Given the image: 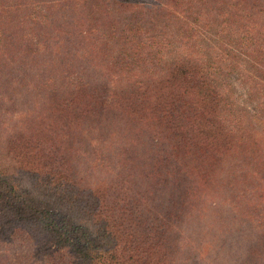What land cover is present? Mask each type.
<instances>
[{"label":"trees","instance_id":"1","mask_svg":"<svg viewBox=\"0 0 264 264\" xmlns=\"http://www.w3.org/2000/svg\"><path fill=\"white\" fill-rule=\"evenodd\" d=\"M147 1L0 0L1 57L21 42V65L51 74L38 121L0 145V264H198L187 228L223 162L263 180L264 149L227 116L238 65L198 36L257 52L264 0ZM111 49L123 63L102 77Z\"/></svg>","mask_w":264,"mask_h":264},{"label":"rangeland","instance_id":"2","mask_svg":"<svg viewBox=\"0 0 264 264\" xmlns=\"http://www.w3.org/2000/svg\"><path fill=\"white\" fill-rule=\"evenodd\" d=\"M152 1L148 0L147 5ZM260 36H264V31ZM198 38L202 52L213 53L210 56L220 54L224 63L231 61L238 65L237 71L221 86L229 96L227 116L246 144L257 143L263 150L264 46L254 53L252 47H246L243 41L242 44L229 43L228 30L219 27L199 30ZM17 47L15 58H3L0 54V145L4 136L20 135L38 121L41 114L39 105L46 90L39 81L42 82V76H51L50 72H44L40 57L31 67L24 68L21 65L23 53ZM205 57L208 56L201 58ZM26 58L30 63V57ZM106 61L101 65L100 75L115 78L116 69L123 61L113 49ZM107 69L109 71H104ZM245 162L236 158L229 163L223 162L226 166L216 176L210 192L199 205L200 210L191 217L192 224L187 228V234L199 248L195 252V256L200 257L198 264H264L263 256L257 257L249 251L258 243L257 225L264 220L261 212L264 177L262 180L257 176L253 163ZM95 173L102 171L95 170ZM199 251L205 254L198 256Z\"/></svg>","mask_w":264,"mask_h":264}]
</instances>
